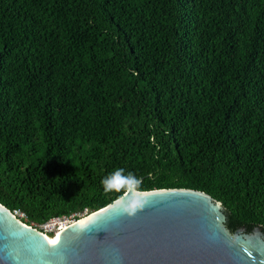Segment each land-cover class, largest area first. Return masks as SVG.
<instances>
[{"label":"trees","instance_id":"trees-1","mask_svg":"<svg viewBox=\"0 0 264 264\" xmlns=\"http://www.w3.org/2000/svg\"><path fill=\"white\" fill-rule=\"evenodd\" d=\"M117 168L264 232V0H0V204L89 215Z\"/></svg>","mask_w":264,"mask_h":264},{"label":"water","instance_id":"water-1","mask_svg":"<svg viewBox=\"0 0 264 264\" xmlns=\"http://www.w3.org/2000/svg\"><path fill=\"white\" fill-rule=\"evenodd\" d=\"M143 199L135 216L112 202L50 239L0 204V264H264V232L231 233L206 193L159 189Z\"/></svg>","mask_w":264,"mask_h":264},{"label":"clouds","instance_id":"clouds-1","mask_svg":"<svg viewBox=\"0 0 264 264\" xmlns=\"http://www.w3.org/2000/svg\"><path fill=\"white\" fill-rule=\"evenodd\" d=\"M100 183L105 194H119L114 204L120 209L121 215L135 216L146 206V201L143 199L142 180L133 173H125L123 168H117L102 178Z\"/></svg>","mask_w":264,"mask_h":264},{"label":"built area","instance_id":"built-area-1","mask_svg":"<svg viewBox=\"0 0 264 264\" xmlns=\"http://www.w3.org/2000/svg\"><path fill=\"white\" fill-rule=\"evenodd\" d=\"M13 215L21 222L26 225H29L30 227L34 228L41 234L47 237L55 236L56 233L62 230L63 227H67L68 225L84 218L87 216V212H83L82 215H70L68 217H59V218H52L48 220L47 222H44L42 224H34L31 222H28L27 217L24 213L15 211L13 212Z\"/></svg>","mask_w":264,"mask_h":264},{"label":"bare ground","instance_id":"bare-ground-1","mask_svg":"<svg viewBox=\"0 0 264 264\" xmlns=\"http://www.w3.org/2000/svg\"><path fill=\"white\" fill-rule=\"evenodd\" d=\"M84 219H86L85 217L84 218H82V220H84ZM82 220H80V222L82 221ZM65 227H63V225H62V230L64 229ZM61 233V231H59L58 233H56V236L57 235H59ZM47 239H50V237H47V236H45ZM51 238H53V236H51Z\"/></svg>","mask_w":264,"mask_h":264},{"label":"snow or ice","instance_id":"snow-or-ice-1","mask_svg":"<svg viewBox=\"0 0 264 264\" xmlns=\"http://www.w3.org/2000/svg\"><path fill=\"white\" fill-rule=\"evenodd\" d=\"M52 243H56V241H52Z\"/></svg>","mask_w":264,"mask_h":264},{"label":"rangeland","instance_id":"rangeland-1","mask_svg":"<svg viewBox=\"0 0 264 264\" xmlns=\"http://www.w3.org/2000/svg\"><path fill=\"white\" fill-rule=\"evenodd\" d=\"M56 236V235H55ZM55 236H53V237H55ZM51 238V237H50Z\"/></svg>","mask_w":264,"mask_h":264}]
</instances>
